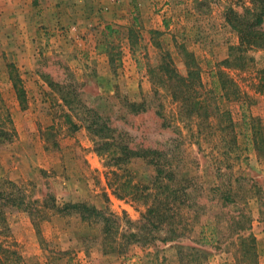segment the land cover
I'll use <instances>...</instances> for the list:
<instances>
[{
    "label": "rangeland",
    "instance_id": "obj_1",
    "mask_svg": "<svg viewBox=\"0 0 264 264\" xmlns=\"http://www.w3.org/2000/svg\"><path fill=\"white\" fill-rule=\"evenodd\" d=\"M250 6V0H0V123L8 112L11 124L5 120L3 127L15 132L0 145V190L13 183L36 201L35 219L6 208L0 223V242L16 249L19 264H235L228 233L239 213L249 217L245 234L256 239L257 264H264V96L254 89L264 76V49L247 51L252 61L244 70L221 67L236 84L237 97L247 98V138L239 102L219 97L210 74L238 43L227 11L242 14ZM186 54L199 70L201 86L195 89L209 112L214 106L229 112L232 128L224 118L206 123L185 117L149 77L148 67L167 60L185 76ZM50 82L74 86L84 106L107 117L135 147L162 151L180 185L194 187L199 208L195 221L193 211L186 215L193 226L185 237L103 253L98 224L44 208L47 197L48 205L52 199L58 205L86 202L116 217L122 231H135L144 205L124 192L118 197L107 180L116 188L128 179L146 187L153 176L140 160L106 166L85 128L72 115L76 130L65 119ZM14 83L24 91L22 104ZM124 101H144L148 109L134 115ZM184 178L191 180L184 184ZM226 194L236 203L223 206ZM204 219L220 232L212 246L196 241Z\"/></svg>",
    "mask_w": 264,
    "mask_h": 264
},
{
    "label": "trees",
    "instance_id": "obj_2",
    "mask_svg": "<svg viewBox=\"0 0 264 264\" xmlns=\"http://www.w3.org/2000/svg\"><path fill=\"white\" fill-rule=\"evenodd\" d=\"M250 2V8L245 9L242 14L232 10L227 11L225 20L238 35V43L229 46L228 56L217 63L216 69L210 70L213 78L212 90L217 89L219 91L218 96L223 99L230 101L229 97L232 95L234 100L239 102L240 120L242 126L245 127L244 135L246 138L249 136L246 131L248 127L250 128L249 123L251 122L250 116H247L245 112L246 101L244 100L247 98L243 100L241 99L242 96L237 97L236 84L228 78L221 67L244 70L252 61V58L248 57L247 51L264 49V0H250ZM185 57L187 67L185 76L178 73L169 60L158 63L156 67H148L147 73L151 79H155V84L168 92L170 98L178 105L185 117L206 123L212 119L221 122V119L224 118L227 119L226 122L232 128L229 112H220L218 106H214L213 111L209 112L207 99H204L202 95L200 96L195 89L196 85L201 86L199 70L194 66L190 54H186ZM259 81L261 84L257 83L254 89L264 96V76ZM49 85L57 88L60 93L61 105L66 109L65 119L76 130L78 126L72 122L70 118L72 115L80 123L79 125L85 128L93 141L94 152L107 160L106 166L119 167L140 160L152 168L153 176L150 185L146 187H141L128 179L116 188L114 181L107 180V186H114L113 191L118 197L129 196L132 200L144 205L145 210L141 213L140 223L135 231H122L116 217L86 202H66L58 205L54 204L52 199L51 204L48 205L47 201L50 197H47L43 201L44 208L46 207L58 215H77L83 222L98 224L102 237L103 253H124L131 243H139L141 246H145L154 244L157 240L168 242L185 237L193 226H187L185 223L186 215H191V211H193L192 219L195 221L197 218L196 209L199 208L193 202L194 187L186 183L191 179L184 178L183 181L186 184L181 186L180 183L182 182L179 180L182 179H177L175 166H172L162 151L132 145L127 134L110 126L107 117L102 116L95 108L83 105L77 97L74 86H60L51 82ZM13 87L16 90L19 103L22 104L24 91L17 87V83H14ZM124 104L126 109L134 115L146 112L148 109L144 101L139 103L124 101ZM81 109L82 114H79ZM224 119L223 121H225ZM5 120L6 123L11 124L8 112L5 119L2 120L3 123H0V145L12 141L15 133L13 128L3 127ZM251 128L255 131L252 132V135L250 134L253 137L256 129L253 126ZM111 174L117 176L115 172H111ZM7 184L11 188L0 190V223L5 222L3 212L6 208L26 211L35 219L36 208L33 203L36 201L31 202L27 199L24 192L13 183L7 182ZM121 192H124L123 196H121ZM225 196V198H221L223 206L236 203L237 199L234 196L230 194ZM42 219L44 217L41 216L37 220L41 221ZM248 222L249 217L245 213H239L232 218L231 225L234 227H231L228 236L233 240L232 244L235 247V264H257L256 239L252 235L245 234L248 227L244 223ZM198 223L199 230L196 241L200 246H212L220 241V232L210 220L204 219ZM20 260V255L11 244L0 242V264H19Z\"/></svg>",
    "mask_w": 264,
    "mask_h": 264
},
{
    "label": "crops",
    "instance_id": "obj_3",
    "mask_svg": "<svg viewBox=\"0 0 264 264\" xmlns=\"http://www.w3.org/2000/svg\"><path fill=\"white\" fill-rule=\"evenodd\" d=\"M22 49V48H21Z\"/></svg>",
    "mask_w": 264,
    "mask_h": 264
}]
</instances>
